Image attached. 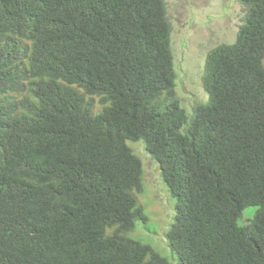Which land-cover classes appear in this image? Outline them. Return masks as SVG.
Here are the masks:
<instances>
[{
  "label": "trees",
  "instance_id": "obj_1",
  "mask_svg": "<svg viewBox=\"0 0 264 264\" xmlns=\"http://www.w3.org/2000/svg\"><path fill=\"white\" fill-rule=\"evenodd\" d=\"M239 1L188 113L166 0H0V264H171L127 236L147 219L140 139L180 262L264 264V0Z\"/></svg>",
  "mask_w": 264,
  "mask_h": 264
},
{
  "label": "rangeland",
  "instance_id": "obj_2",
  "mask_svg": "<svg viewBox=\"0 0 264 264\" xmlns=\"http://www.w3.org/2000/svg\"><path fill=\"white\" fill-rule=\"evenodd\" d=\"M166 5L171 23L176 91L180 105L190 113L191 104L206 101L208 97L202 84L206 53L220 43L235 40L247 8L239 0H166ZM103 107L104 103L96 102L91 112L99 113ZM127 145L142 161V191L136 195L147 218L138 220L127 236L151 246L171 264H182L167 239L174 221L176 197L165 183L159 164L150 157L145 140H127ZM253 213V207L246 208L238 222L246 223Z\"/></svg>",
  "mask_w": 264,
  "mask_h": 264
}]
</instances>
